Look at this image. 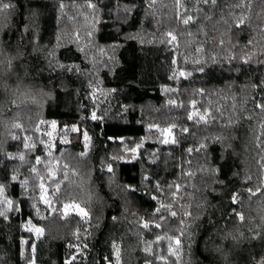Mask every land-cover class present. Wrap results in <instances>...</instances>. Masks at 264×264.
<instances>
[{
	"label": "trees",
	"instance_id": "obj_1",
	"mask_svg": "<svg viewBox=\"0 0 264 264\" xmlns=\"http://www.w3.org/2000/svg\"><path fill=\"white\" fill-rule=\"evenodd\" d=\"M3 2L13 7L0 12V185L13 210L0 216V264H116L117 249L119 264H259L264 111L256 104L264 102V2ZM178 14L195 23L184 25ZM241 16L246 20L237 27ZM168 33L177 39L169 43ZM181 71L191 75L179 77ZM196 110L210 113L208 123L187 119ZM43 120L69 129V140L49 149L37 131ZM150 125H175L177 143H162ZM26 142L35 147L26 149ZM49 166L58 172L50 181L54 211L39 200ZM70 203L88 216H65ZM161 203L177 216L157 213ZM144 222L161 227L144 229ZM157 236L179 237L177 256Z\"/></svg>",
	"mask_w": 264,
	"mask_h": 264
},
{
	"label": "snow or ice",
	"instance_id": "obj_2",
	"mask_svg": "<svg viewBox=\"0 0 264 264\" xmlns=\"http://www.w3.org/2000/svg\"><path fill=\"white\" fill-rule=\"evenodd\" d=\"M199 3H202V4H205V5H212V6H216L217 5V2L218 0H198ZM262 2H264V0H262ZM152 3H155V0H152ZM176 3L177 5L179 6H183L181 4V0H176ZM89 7H92L94 8L95 5H93L92 3H89L88 5ZM245 5L243 2L241 3H238L236 5V7L238 8H243ZM10 7H13V5H10L9 3H4L3 0H0V12L6 10V9H9ZM64 5L61 4V8H63ZM179 15V14H178ZM179 18L181 20V22L184 24V25H189L190 23H195L193 17L191 15H187L186 17L184 15H179ZM207 19H211V17H206ZM246 20V17L244 16H241V18L239 19L238 23H237V27H239L240 25L244 24ZM168 35L171 37V39L169 40V43L175 41L177 39V37L175 35H173L172 33H168ZM189 35H191V33H189ZM200 49H198L199 51ZM11 62L9 61V64ZM203 69H201L202 71ZM191 73H185L183 71L179 72V77H186V76H190ZM176 76V74L173 75V78L176 79V78H179ZM167 91H174V89H168ZM170 104H173V105H176V101L174 100H170L169 101ZM178 107H181L183 105H176ZM191 107L193 109H196V102L195 101H192L191 102ZM256 107L260 108L262 111H264V102H260V103H257L256 104ZM210 113H208L207 111H205L204 113H201L199 110H196V111H193L192 113H190L188 116H187V119L192 121V120H196L197 122H203V123H208V117H209ZM93 120H96L97 119V116L95 113L92 114V117H91ZM43 123V122H41ZM53 127H55V122H53L52 124ZM13 127L15 128H21L22 126L17 123V124H14ZM152 127H155L156 130L158 132L161 133V135L163 136V139H162V143H165V144H168V143H172V144H175L177 143V140L173 134V129L175 128V125H172L168 128H165V129H160L158 126H152L150 125V129ZM39 129H37L38 131ZM71 131L75 132V131H78L77 128H72ZM183 132L187 133L189 132V129L188 128H183L182 129ZM47 135L51 136V133H47ZM83 138H84V141L86 142L85 143V147L87 148L88 144L87 142L90 140L89 136H88V133L85 131L83 132ZM13 139H20V137L18 136H13ZM111 139V138H110ZM24 140L25 141H28V140H31V137H24ZM64 142H67L66 140ZM24 147L26 149H31V148H34L35 147V144L34 143H25L24 144ZM47 147H51V145H47ZM140 147V145H137V148ZM201 147H204L203 145H201ZM136 148H133L131 149L132 152H136ZM189 153H191L193 150L191 148L188 149ZM48 155L50 156L51 155V152L48 153ZM81 155H86L85 152H82ZM10 158H13V157H10ZM19 159L21 161L24 160V155L23 153H20L19 154ZM35 163L36 164H40L42 163V160L39 156H37L35 158ZM65 168H67V165L64 166ZM32 171L33 172H37V169L35 167L32 168ZM108 171L111 172L112 171V168L111 166L108 167ZM49 175L50 177L53 176V172H52V166H49ZM187 175L191 176L192 173H187ZM68 178V173L65 172L64 173V179L66 180ZM13 180L16 179L15 176L12 177ZM41 184H40V189H41V192H42V195H41V199L44 201L45 204H48L50 205L51 204V201L49 199L46 198V196L44 195L46 192H47V189L45 188L44 186V183H43V177H41ZM23 185H26L27 182L26 181H23L22 182ZM157 189L159 190V185L156 186ZM169 187H172L171 185ZM176 192H173V197L176 196L177 192H179L180 190V186L179 185H176ZM55 191H59V185H57V188L55 189ZM247 191L252 195V196H255L257 193L255 191H253L251 188L247 189ZM0 197H4L3 199H0V205H4L5 207L0 210V216H6V213L9 212V211H12L13 210V201L10 200V199H7L5 196H4V187L2 185H0ZM153 199H156V197H153ZM231 202L233 204H237L239 203V193H234L232 196H231ZM69 208H72L73 210H77L79 214H81L83 217H87L88 216V213L86 211H84L83 208H80V206L78 204H75V203H71V204H65L64 205V209H65V212H64V215L66 216L67 215V209ZM163 211H166L169 213V215L171 217H176L177 216V213L175 211H172V205L171 204H163L161 203L160 204V207L156 209V212L157 213H161ZM233 211V214L240 220V221H243L244 220V215L240 212H237L235 209L232 210ZM185 215H191V213H188L186 212ZM161 219H165V217L161 216L160 217ZM144 229H149L150 227H155V228H160L161 227V224L160 223H152L150 224L149 222H144L142 223L141 225ZM31 230H34L37 234H43V229L41 228H33ZM183 235V233H182ZM259 235V234H257ZM256 237H253V239H255ZM167 239L169 241V244H168V251H169V255L171 256H177L178 254V251L180 249V246H181V240L179 237H172V236H166V237H162V236H157L156 240L157 241H162V240H165ZM173 244L175 245V247H173ZM114 247H116L114 245ZM146 252L148 253H151L152 250L151 248H146L145 249ZM159 259L161 260H166V257L164 256H161L159 257ZM116 264H119V250L117 249L116 251ZM259 264H264V259H261L259 261Z\"/></svg>",
	"mask_w": 264,
	"mask_h": 264
},
{
	"label": "rangeland",
	"instance_id": "obj_3",
	"mask_svg": "<svg viewBox=\"0 0 264 264\" xmlns=\"http://www.w3.org/2000/svg\"><path fill=\"white\" fill-rule=\"evenodd\" d=\"M97 94L100 95V93L96 90V93H93L94 100L99 97V95H97ZM93 113L96 114V111H93L92 114ZM41 122H43V123H40L39 132H40L41 137L43 138V142L46 145H51V147L49 149H53L55 147L57 141L58 142H64L65 140L66 141L69 140V138H70L69 129H66L63 126H60L56 121H53V120H43ZM53 122H55V127L52 126ZM168 127H170V126L163 127L160 129H165ZM47 133H51V136L47 135ZM173 134L175 136L174 130H173ZM83 143L85 146L86 142L84 141V138H83ZM87 144H88L87 148L85 147L86 150L89 149L90 140L87 142ZM52 172L54 174L53 176H51V177L49 176L46 181L43 180L44 186L47 189V192L44 195L46 196L47 199H49L51 201L50 205L45 204L44 201L41 199V195H42V192L40 189V184L42 182L41 180H40V184H39V200H40L42 206L48 207V209H50V211H54L56 209V203L54 202V197L52 196V193L50 192V189H51L50 185H52L50 183V181L55 180L58 177V172H56L55 169H52ZM55 185H59V184H55ZM80 208H83V207L80 206ZM64 211H65V209H64ZM69 211H75L78 213L77 210H73L72 208L67 209V212H69ZM84 211H86V210L84 209ZM28 228L33 229V228H39V227H37L33 224H28ZM32 231L35 233V235H38L34 230H32ZM32 264H34V263H32Z\"/></svg>",
	"mask_w": 264,
	"mask_h": 264
}]
</instances>
